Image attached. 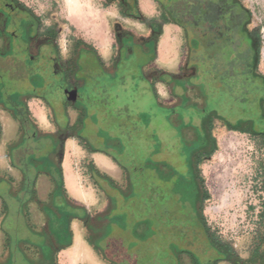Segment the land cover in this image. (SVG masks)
Returning a JSON list of instances; mask_svg holds the SVG:
<instances>
[{
    "label": "rangeland",
    "instance_id": "374dc122",
    "mask_svg": "<svg viewBox=\"0 0 264 264\" xmlns=\"http://www.w3.org/2000/svg\"><path fill=\"white\" fill-rule=\"evenodd\" d=\"M17 1L44 24L53 16L61 30L60 44L77 39L95 48L99 56L108 55L113 35L107 24L109 9L103 0H72L86 14L74 19L69 17L65 0ZM242 1L252 12V26L257 29L261 46L259 70L264 74V0ZM183 63L182 35L175 26L169 27L160 39L159 68L178 76ZM91 65L98 73L97 63L92 60ZM139 70L137 64L119 66L99 80L111 97L104 99L108 107L96 110L95 105L89 106L88 120L68 128L75 138L63 141L61 156L53 163L35 161L29 155L17 162V152L12 160L9 147L27 142L20 135L19 121L0 108V199L9 205L8 211L0 201V262L7 256L6 239L9 251L14 252L20 243L22 251L34 258L44 248L47 237L56 241V227L69 225L71 241L66 245L67 238L62 237L55 264H179L174 255H166L165 227L150 214L149 208L157 205L146 197L147 189L154 175L173 176L176 180L185 174V162L179 156L193 144L187 137L184 145L179 140L183 137L177 132L188 125L175 127L170 110H175L174 117L190 118L193 108L200 110L214 104L206 101L196 78L180 80L184 88L178 101L168 100L163 84L155 85L157 97ZM20 85L25 86L23 93L27 94L29 80ZM26 106L27 121L49 138L63 132L75 119L73 110H67V120L60 105L49 110L37 98L27 99ZM212 136V153L199 163L206 190L202 204L206 224L216 239L232 248L239 262L264 264V147L252 145L245 133L219 125L213 126ZM170 139L175 141V160L169 155L168 159L164 152ZM43 145L46 151L52 149ZM93 148L107 157L90 154ZM162 148L161 156L170 161L169 165L154 163L149 157L152 151ZM52 165L59 167L54 176H50ZM149 167L156 169L154 174L150 175ZM153 182L158 184L157 180ZM59 184L63 192L56 188ZM20 189L26 193L21 195ZM20 224L27 231L22 232ZM48 253L50 258L54 252ZM197 262L204 264L206 258Z\"/></svg>",
    "mask_w": 264,
    "mask_h": 264
},
{
    "label": "flooded vegetation",
    "instance_id": "af4514ba",
    "mask_svg": "<svg viewBox=\"0 0 264 264\" xmlns=\"http://www.w3.org/2000/svg\"><path fill=\"white\" fill-rule=\"evenodd\" d=\"M103 1L109 9L107 24L113 35L105 58L99 56L95 48L77 39L60 44L58 36L61 30L53 16L44 24L29 7L17 0H0V83L4 85L0 88V96L4 102L7 101L5 105L0 104V108L28 110L27 99L37 98L49 110L53 105H60L67 120V110L75 112L74 122L67 123V129L51 138L37 132L26 119L20 124V135L27 145H11L8 154L14 160V153H19L17 162L27 155L35 161L47 163L59 159L63 141L75 138L68 128L88 120L87 110L92 109L89 106L95 105L96 110L108 107L104 99L111 97L99 80L119 66L137 64L151 93L157 96L155 85L163 84L167 88L168 100L173 102L178 101L183 93L184 86L180 85V80L196 78L206 101H212L214 106L200 110L193 108L190 118L174 117L175 110H170L175 127L188 125V128L177 132L184 138L179 137V140L184 145L185 137L190 138L193 146L184 154L180 153L179 159L183 158L185 162L182 177L173 180V176H153V181L157 180L158 184L152 181L146 197L157 206L149 208V211L165 227L163 243L166 255H174L179 264H198L197 260L203 258H206L204 264H243L237 260L233 250L229 256L222 250L223 243L216 239L206 224L202 212L206 190L199 163L212 153V129L215 125L245 133L251 137L252 145L264 147V74L259 70L261 46L257 29L252 26L250 8L242 0ZM173 26L180 31L185 48V63L178 76L159 68L158 64L160 39L166 29ZM92 60L99 67L98 73L93 71ZM26 79L31 85L28 93L22 94L21 105L8 107L13 82L19 88L20 82ZM194 86L190 87L193 89ZM55 93H59L58 96ZM78 140L87 146L82 138L78 137ZM43 144L52 146L53 151L51 148L46 151ZM165 147L166 156L172 159L174 139H170ZM162 151L163 148L152 151L149 157L154 159V163L169 165L170 161L161 156ZM89 152L107 157L98 148ZM58 169L57 165L53 167L50 176L57 174ZM149 170L151 175L156 169L149 167ZM141 173H144L142 168ZM22 181L25 182V178ZM20 191L21 195L26 193L23 189ZM0 201L9 211L7 202ZM18 228L22 232L24 229L27 231L24 224ZM62 229L56 227V241L47 237L46 240L52 241L51 246L38 251L34 258L22 251L20 243L14 252L9 251L6 239L7 256L0 264H52L56 251L62 247L61 239L65 238ZM50 250L54 253L49 258Z\"/></svg>",
    "mask_w": 264,
    "mask_h": 264
},
{
    "label": "trees",
    "instance_id": "16d2710c",
    "mask_svg": "<svg viewBox=\"0 0 264 264\" xmlns=\"http://www.w3.org/2000/svg\"><path fill=\"white\" fill-rule=\"evenodd\" d=\"M17 74H14V77H16ZM2 83V82H1ZM0 83V88L4 87L3 83L1 84ZM13 94L12 96L8 99V107H12V108H15V107H19L22 103L21 101V96L23 94V92L26 90L25 89V86H21L19 88L16 87L15 85V81L13 82ZM6 102L3 101L2 97L0 96V104H3L5 105ZM24 105V104H23ZM4 107V106H3ZM6 111H9L13 117V119L19 121V123H23L25 120H26V116L28 115V110H6ZM56 188H60L61 191L63 192L62 190V185L59 184V186H57ZM71 217V216H70ZM63 232H65V238H67V243L66 245H69V242L71 241V232H70V229H69V225H66L65 228L62 229ZM47 244L46 247H50L51 244H52V241H50L49 239L45 241L44 243V248H45V245ZM230 246H228L227 244H223L222 245V250L227 253V255L229 256L230 254V251H232L231 248H229ZM44 248H42L44 250ZM51 251V250H50ZM49 251V252H50ZM52 252V251H51ZM52 264H55V258H53L52 260Z\"/></svg>",
    "mask_w": 264,
    "mask_h": 264
},
{
    "label": "bare ground",
    "instance_id": "6f19581e",
    "mask_svg": "<svg viewBox=\"0 0 264 264\" xmlns=\"http://www.w3.org/2000/svg\"><path fill=\"white\" fill-rule=\"evenodd\" d=\"M65 2H66V5L68 7L69 17L71 19H74L75 17L84 18V16H86V14H84L82 12V10H80V8L72 2V0H65ZM75 25H77V23ZM81 29H82V27H81ZM263 58H264V55H263Z\"/></svg>",
    "mask_w": 264,
    "mask_h": 264
}]
</instances>
